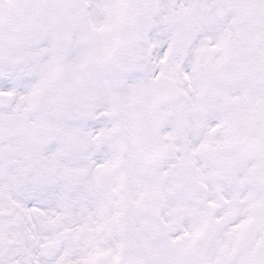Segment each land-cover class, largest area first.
Instances as JSON below:
<instances>
[{
	"label": "snow or ice",
	"instance_id": "6c2138e0",
	"mask_svg": "<svg viewBox=\"0 0 264 264\" xmlns=\"http://www.w3.org/2000/svg\"><path fill=\"white\" fill-rule=\"evenodd\" d=\"M0 264H264V0H0Z\"/></svg>",
	"mask_w": 264,
	"mask_h": 264
}]
</instances>
